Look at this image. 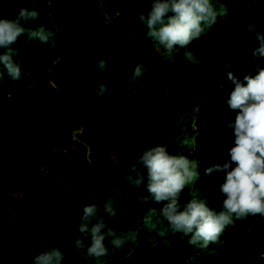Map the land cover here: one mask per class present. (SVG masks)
I'll return each instance as SVG.
<instances>
[{
  "label": "trees",
  "instance_id": "16d2710c",
  "mask_svg": "<svg viewBox=\"0 0 264 264\" xmlns=\"http://www.w3.org/2000/svg\"><path fill=\"white\" fill-rule=\"evenodd\" d=\"M212 4L228 15L218 16L199 40L169 52L139 23L150 0L4 3L5 18H15L21 7L36 10L29 27L53 35L47 43L21 36L13 45L21 79L5 72L0 81V264H33L53 245L67 253L63 264H264V216H233L217 241L192 244L158 214L154 227L145 224L148 208L166 202L140 204L146 187L129 189L123 179L145 148L165 145L200 164L199 178L180 196V210L192 198L222 210L226 172L207 169L229 159L235 146L228 123L237 110L227 103L234 88L227 72L243 79L256 75L257 65L264 68V56L252 59L256 33H264V0ZM101 59L107 68L97 75ZM101 83L111 95H97ZM106 198L117 210L111 226L135 239L121 249L106 241L109 254L97 262L81 257L69 237L83 235L84 207Z\"/></svg>",
  "mask_w": 264,
  "mask_h": 264
},
{
  "label": "clouds",
  "instance_id": "9594fccd",
  "mask_svg": "<svg viewBox=\"0 0 264 264\" xmlns=\"http://www.w3.org/2000/svg\"><path fill=\"white\" fill-rule=\"evenodd\" d=\"M20 0H0V81L5 72L13 81L21 79L22 69L15 60V45L21 36L29 40L47 43L53 35L41 26L31 28V22L38 19L39 13L21 7L15 18L2 15L4 3H16ZM147 3L149 0H138ZM152 7L139 13V23L148 29L147 35L171 52L175 48H184L193 40H199L206 29L211 28L217 17H226L228 9L221 7L218 11L212 0H150ZM259 2V0H254ZM171 13V15H169ZM260 41L252 53L255 62L264 56V33L257 32ZM178 46V47H177ZM193 60L192 53H186ZM229 65H224L227 68ZM107 63L99 60L97 75L104 72ZM257 74H246L243 79L228 71V80L234 84L227 101L232 110H237L234 121L228 127L234 131L235 146L229 150V159L207 169L226 172L220 191L225 197L222 210L209 208L202 199L192 198L183 210H180V196L190 182L199 178V165L194 164L189 156L173 155L165 145L145 148L136 162L126 169L123 179L129 189L146 187L147 194L140 196L139 203L145 205L150 199L163 203L162 208H148L144 223L151 225L153 214L163 217L175 231L190 235L189 243L203 241L204 246L217 241L226 226L248 216H264V68L257 65ZM141 68L137 66L134 75L140 76ZM244 81L247 83L245 84ZM223 89V85H221ZM97 95H111L108 87L101 83ZM233 165H235L233 167ZM147 169L145 177L142 169ZM146 181V182H145ZM101 208L103 214H101ZM117 216L114 202L106 198L101 205L96 201L88 203L79 220V233H72L70 242L81 257L95 258L97 262L109 254L106 241L115 249H121L129 239H135L132 232L119 233L110 221ZM163 235V233H161ZM90 238V243H85ZM67 253L58 245L46 248L35 255L33 264H63Z\"/></svg>",
  "mask_w": 264,
  "mask_h": 264
},
{
  "label": "rangeland",
  "instance_id": "374dc122",
  "mask_svg": "<svg viewBox=\"0 0 264 264\" xmlns=\"http://www.w3.org/2000/svg\"><path fill=\"white\" fill-rule=\"evenodd\" d=\"M112 158L114 159V160H117V157H116V155H112Z\"/></svg>",
  "mask_w": 264,
  "mask_h": 264
}]
</instances>
